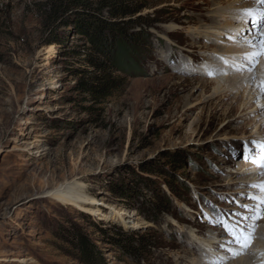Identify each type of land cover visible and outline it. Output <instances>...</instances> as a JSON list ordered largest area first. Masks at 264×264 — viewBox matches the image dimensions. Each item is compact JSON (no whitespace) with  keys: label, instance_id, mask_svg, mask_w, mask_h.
<instances>
[{"label":"rangeland","instance_id":"374dc122","mask_svg":"<svg viewBox=\"0 0 264 264\" xmlns=\"http://www.w3.org/2000/svg\"><path fill=\"white\" fill-rule=\"evenodd\" d=\"M57 1L0 0V264H84L81 242L95 245L107 264H208L227 256L218 248L222 229L204 213L238 211L230 201L251 205L243 197L260 195L248 186L264 182L262 170L243 154L245 143H264V98L245 99L231 78L251 73L216 57L243 60L231 51L243 49L244 12L264 6L79 0L93 21L139 36L142 47L115 68L105 56L110 34L79 32L73 19L84 7L72 0L50 21ZM112 4L121 6L112 12ZM263 56L252 72L259 83ZM208 66L216 69L211 78ZM103 80H114L104 96L95 92ZM64 186L95 204L53 200L49 194ZM255 224L252 243L261 239L264 253V218ZM228 264H264V256L246 252Z\"/></svg>","mask_w":264,"mask_h":264},{"label":"snow or ice","instance_id":"6c2138e0","mask_svg":"<svg viewBox=\"0 0 264 264\" xmlns=\"http://www.w3.org/2000/svg\"><path fill=\"white\" fill-rule=\"evenodd\" d=\"M256 3L264 6V0H256ZM244 15L248 17L245 21L248 26L243 29L241 35L247 34L244 39L252 51L248 52L243 60L231 64L226 58L216 57L225 67H230L239 74L252 73L259 57L264 55V12L257 14L255 10L247 9ZM248 37L254 38L248 39ZM236 39L233 36L228 37V40L233 42ZM215 72V67L208 66L207 75L210 78ZM252 78L255 79L254 76ZM256 87L260 91V97L257 99L264 98V81H261ZM243 158L246 163H252L258 169H261L260 175H264V143L252 141L251 146L245 143ZM248 187L256 189L260 193V195L249 193L243 197V199L251 201V205L241 203L240 199H235L230 203H234L236 208L239 209L238 211L224 212L213 208L210 212L204 213V219L207 223L215 228L222 229V233L217 238L223 242L218 245V248L227 253V256L221 255L210 259L208 264H228L229 259H235L246 254L251 245L256 227L255 222L264 218V182L254 183Z\"/></svg>","mask_w":264,"mask_h":264},{"label":"trees","instance_id":"16d2710c","mask_svg":"<svg viewBox=\"0 0 264 264\" xmlns=\"http://www.w3.org/2000/svg\"><path fill=\"white\" fill-rule=\"evenodd\" d=\"M73 3L76 7H84V9L75 11V16L73 19L74 25L76 26V28H78L79 32L85 33L88 37H92L94 32L102 30H105L110 34L108 36L110 50L105 56L107 57V60L110 61V64L115 68H120V62L122 60V57L126 53H133L135 55L136 51L142 47L141 44H139V36H126L124 27H120L119 24L107 23L101 18H96L93 21V18L96 16L92 14L91 11H89L87 8H85V3L79 0H72V4ZM111 6L114 9V11L112 10V12H115L116 9L120 8L118 6L121 5L112 4ZM67 7L68 4L64 3L63 0L53 2L50 6V21L57 20L60 12H67ZM55 40H58L53 41L56 42L55 44L57 45H60L62 42V39H57V37H55ZM95 48L98 50L99 47L95 46ZM101 82L102 84L95 92L99 95L104 96L106 94L107 88L109 87L108 84L114 83V80H110L109 82L103 80ZM174 161L179 162L178 159H174ZM123 197L128 198L125 195ZM155 207L159 209L160 205H155ZM146 244L147 242L141 241V246L144 245L145 247ZM77 248L80 252L79 258L84 264H107L106 260L103 257V252L100 251L95 245H86L85 243L81 242ZM122 249H124L128 253H131V251H133L129 249V247H122Z\"/></svg>","mask_w":264,"mask_h":264},{"label":"bare ground","instance_id":"6f19581e","mask_svg":"<svg viewBox=\"0 0 264 264\" xmlns=\"http://www.w3.org/2000/svg\"><path fill=\"white\" fill-rule=\"evenodd\" d=\"M226 10H227V8H226ZM222 15L224 17H227L228 16L227 18H230V20H231V16L236 15V13L235 14L234 13L231 14L229 12L222 11ZM225 26L227 28H231V30L235 29L233 26H229V27H228V25H225ZM224 29H226V28H224ZM211 30H215V29H211ZM246 45H247V43L242 42L240 48H243V49L239 50V49L232 48L231 53L232 52H233V54L234 53H239V55H236V57H238V58H240V57L244 58L245 55L248 52L252 51V49L249 48ZM53 54H55L54 49H52V47L48 48V52H47V55L48 56L46 57V59L47 60H50V58H52ZM262 59H263V61L260 64L261 66H260L259 70H260V73L262 75H264V56L262 57ZM253 76H254L253 73L247 74V79L246 80L243 79L244 76H238V77H235V78H231L232 80H234V82H238L240 80L239 83L241 84V87L243 88V95L245 96V99H247L249 102L252 99L256 98V96L257 97H260V91L256 87V85L259 84V82L256 81L255 79H253L252 78ZM262 105H263L262 102L259 101L258 102V106H262ZM77 187L82 188L84 186H83V184H80L79 183V184H77ZM49 195L52 197L53 200L58 201V202L60 201L63 205L78 204L80 207H82V206H86V205H90V204H95V200L92 197L85 195V193H83L82 190H79V189L74 190L73 188H69L67 186L62 187L59 190H55V191L51 192ZM110 209L112 211L115 210L117 212H120V210L117 209V208H115V207H112ZM94 213L97 214L98 211L97 212H94ZM120 214L122 215L123 213L120 212ZM263 240H264V238H263ZM252 244L253 245L250 247V249L247 252L249 254H251V255H255V256L261 255V257H263L264 256V253L262 252L263 248L260 245L261 244V239L257 238L255 240V242H253ZM209 246H210V243H208L205 247H209Z\"/></svg>","mask_w":264,"mask_h":264}]
</instances>
